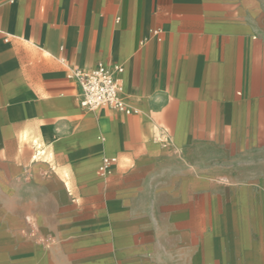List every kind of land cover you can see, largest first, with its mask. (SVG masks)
<instances>
[{
    "label": "crops",
    "instance_id": "0c3cea01",
    "mask_svg": "<svg viewBox=\"0 0 264 264\" xmlns=\"http://www.w3.org/2000/svg\"><path fill=\"white\" fill-rule=\"evenodd\" d=\"M0 264H264V0H0Z\"/></svg>",
    "mask_w": 264,
    "mask_h": 264
},
{
    "label": "built area",
    "instance_id": "2783aa9c",
    "mask_svg": "<svg viewBox=\"0 0 264 264\" xmlns=\"http://www.w3.org/2000/svg\"><path fill=\"white\" fill-rule=\"evenodd\" d=\"M115 72L122 73L123 67L120 65L111 69L104 63L90 70H74L71 77L76 78L81 85L82 96L81 105L90 110L99 108H111L117 111L130 113L131 109L120 96L122 86L115 77ZM116 157L104 156L99 167V172H105L109 166L116 162Z\"/></svg>",
    "mask_w": 264,
    "mask_h": 264
},
{
    "label": "bare ground",
    "instance_id": "6f19581e",
    "mask_svg": "<svg viewBox=\"0 0 264 264\" xmlns=\"http://www.w3.org/2000/svg\"><path fill=\"white\" fill-rule=\"evenodd\" d=\"M36 146H37V144H36ZM38 147V146H37ZM68 185V184H67Z\"/></svg>",
    "mask_w": 264,
    "mask_h": 264
}]
</instances>
